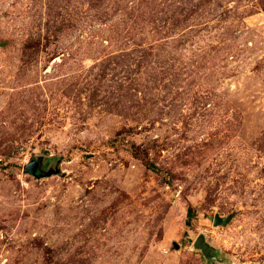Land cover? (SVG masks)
I'll list each match as a JSON object with an SVG mask.
<instances>
[{"label":"rangeland","instance_id":"rangeland-1","mask_svg":"<svg viewBox=\"0 0 264 264\" xmlns=\"http://www.w3.org/2000/svg\"><path fill=\"white\" fill-rule=\"evenodd\" d=\"M0 264H264V0H0Z\"/></svg>","mask_w":264,"mask_h":264},{"label":"water","instance_id":"water-1","mask_svg":"<svg viewBox=\"0 0 264 264\" xmlns=\"http://www.w3.org/2000/svg\"><path fill=\"white\" fill-rule=\"evenodd\" d=\"M34 167H35V163L31 162L30 164H28L26 166L25 171L28 172V173H34L35 172ZM227 221L228 220L226 218L225 219H221L220 217L215 216L214 220H213V226H217V225L224 226L225 224H227ZM195 247L196 248H200L203 251L206 250V245H205L203 237L200 236L197 239V241L195 242Z\"/></svg>","mask_w":264,"mask_h":264},{"label":"trees","instance_id":"trees-1","mask_svg":"<svg viewBox=\"0 0 264 264\" xmlns=\"http://www.w3.org/2000/svg\"><path fill=\"white\" fill-rule=\"evenodd\" d=\"M188 215L190 214V210L187 211Z\"/></svg>","mask_w":264,"mask_h":264}]
</instances>
